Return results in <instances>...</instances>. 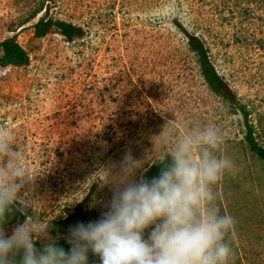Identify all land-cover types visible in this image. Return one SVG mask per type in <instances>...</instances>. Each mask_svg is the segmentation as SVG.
I'll use <instances>...</instances> for the list:
<instances>
[{"label": "rangeland", "instance_id": "rangeland-1", "mask_svg": "<svg viewBox=\"0 0 264 264\" xmlns=\"http://www.w3.org/2000/svg\"><path fill=\"white\" fill-rule=\"evenodd\" d=\"M41 16L82 31L36 36ZM190 33L204 39L264 145V0H0V41L12 36L30 55L27 65H0V129L14 131L37 173L21 192L34 208L12 204L6 234L35 211L52 241L68 214L98 219L114 190L101 178L127 152L144 161L139 180L167 154L174 136L162 145L156 135L168 121L177 134L210 124L223 137L214 151L233 162L214 186L216 207L235 218L230 264H264V164L245 141L240 109L208 85Z\"/></svg>", "mask_w": 264, "mask_h": 264}, {"label": "clouds", "instance_id": "clouds-1", "mask_svg": "<svg viewBox=\"0 0 264 264\" xmlns=\"http://www.w3.org/2000/svg\"><path fill=\"white\" fill-rule=\"evenodd\" d=\"M168 124L156 135L162 145L174 136L166 157L153 158L163 161L158 174L133 179L144 161L127 152L119 170L111 177L107 170L101 178L114 183L107 211L70 226V248L48 238L49 220L35 211L10 234L0 227V264H89V253L98 257L92 264H230L235 218L216 207L214 189L233 167L229 157L214 151L222 134L210 124L177 134ZM14 136L13 130L0 129V223L15 202L34 205L21 192L37 173ZM40 237L48 242L37 248Z\"/></svg>", "mask_w": 264, "mask_h": 264}, {"label": "trees", "instance_id": "trees-1", "mask_svg": "<svg viewBox=\"0 0 264 264\" xmlns=\"http://www.w3.org/2000/svg\"><path fill=\"white\" fill-rule=\"evenodd\" d=\"M54 29L58 30L60 33L70 39L82 31L80 26L65 19H55L52 17L41 16L34 23V33L36 36H44ZM187 43L190 50L195 53L202 73L211 89L216 93L221 94L224 98L233 103L234 106H237L242 112L245 125V141L264 164V145L255 135L254 125L248 118L249 110L247 109V106L238 102L235 90L225 79V77L219 73L211 58L209 47L206 45L204 39L199 35L190 33L188 34ZM0 47L2 49L0 54V65H27L30 63V55L28 51L16 38L12 36L4 38L0 41ZM166 155L162 158V160L166 157ZM162 166L163 161L160 160L151 163L145 169L141 178L150 179L151 177L158 174ZM77 222H80V216L78 213L68 214L67 216L59 219L54 227V233L56 236H58V239L54 240L53 242L64 247L66 250L70 248L69 228L70 226L75 225ZM9 223L10 222L4 217L3 222L0 223V227L5 229ZM97 260V256L89 253V264H92V262Z\"/></svg>", "mask_w": 264, "mask_h": 264}]
</instances>
